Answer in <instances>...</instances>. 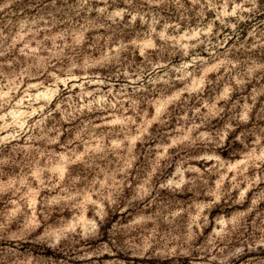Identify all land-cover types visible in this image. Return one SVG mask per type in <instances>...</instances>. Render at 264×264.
<instances>
[{
  "label": "clouds",
  "instance_id": "9594fccd",
  "mask_svg": "<svg viewBox=\"0 0 264 264\" xmlns=\"http://www.w3.org/2000/svg\"><path fill=\"white\" fill-rule=\"evenodd\" d=\"M0 264H264V0H0Z\"/></svg>",
  "mask_w": 264,
  "mask_h": 264
}]
</instances>
